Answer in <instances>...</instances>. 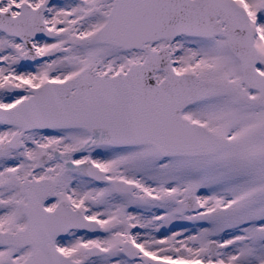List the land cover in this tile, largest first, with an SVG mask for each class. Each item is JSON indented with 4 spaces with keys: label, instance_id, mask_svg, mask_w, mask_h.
Returning a JSON list of instances; mask_svg holds the SVG:
<instances>
[{
    "label": "snow or ice",
    "instance_id": "6c2138e0",
    "mask_svg": "<svg viewBox=\"0 0 264 264\" xmlns=\"http://www.w3.org/2000/svg\"><path fill=\"white\" fill-rule=\"evenodd\" d=\"M0 264H264V0H0Z\"/></svg>",
    "mask_w": 264,
    "mask_h": 264
}]
</instances>
